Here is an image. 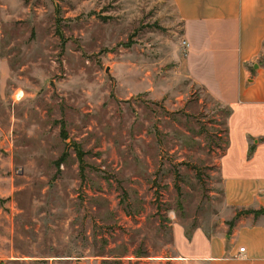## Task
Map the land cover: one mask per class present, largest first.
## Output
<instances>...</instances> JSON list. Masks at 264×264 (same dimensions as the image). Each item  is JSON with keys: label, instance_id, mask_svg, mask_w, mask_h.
<instances>
[{"label": "rangeland", "instance_id": "1", "mask_svg": "<svg viewBox=\"0 0 264 264\" xmlns=\"http://www.w3.org/2000/svg\"><path fill=\"white\" fill-rule=\"evenodd\" d=\"M186 59L172 0H0V264H180L221 226L230 112Z\"/></svg>", "mask_w": 264, "mask_h": 264}, {"label": "crops", "instance_id": "2", "mask_svg": "<svg viewBox=\"0 0 264 264\" xmlns=\"http://www.w3.org/2000/svg\"><path fill=\"white\" fill-rule=\"evenodd\" d=\"M172 1L190 78L231 112L220 164L226 218L211 233L177 231L179 263L264 264V0ZM248 210L263 213L238 218Z\"/></svg>", "mask_w": 264, "mask_h": 264}, {"label": "trees", "instance_id": "3", "mask_svg": "<svg viewBox=\"0 0 264 264\" xmlns=\"http://www.w3.org/2000/svg\"><path fill=\"white\" fill-rule=\"evenodd\" d=\"M230 112V111H229ZM231 116V112L229 113V117ZM228 117V118H229ZM65 132V131H64ZM227 148L229 147V141L228 143L226 144ZM79 158H80V162H84V158H85V155L80 151L79 152ZM263 213V211H259V212H256V211H252V210H248V211H243L241 213L238 214V218L241 217L242 215H252L254 214L256 217H259L261 214ZM237 221V218L235 221H233L230 226H234L235 223Z\"/></svg>", "mask_w": 264, "mask_h": 264}, {"label": "built area", "instance_id": "4", "mask_svg": "<svg viewBox=\"0 0 264 264\" xmlns=\"http://www.w3.org/2000/svg\"><path fill=\"white\" fill-rule=\"evenodd\" d=\"M186 47H188L187 43L185 42ZM245 249H241V253H244Z\"/></svg>", "mask_w": 264, "mask_h": 264}]
</instances>
